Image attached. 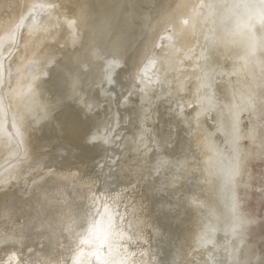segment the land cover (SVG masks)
<instances>
[{"label": "bare ground", "instance_id": "bare-ground-1", "mask_svg": "<svg viewBox=\"0 0 264 264\" xmlns=\"http://www.w3.org/2000/svg\"><path fill=\"white\" fill-rule=\"evenodd\" d=\"M52 2L0 0V94L7 103L11 85L12 105L25 115L29 125L19 143L11 135V118L0 128V180L8 181L0 187V191L7 189L0 197V236L24 242L22 249L11 241L0 243L3 261L4 252H11L15 254L11 264H17L21 255L32 264H65L66 260L71 264L73 233L80 231L84 210H94L95 198V207L106 203L120 230L130 237L122 242L127 249L126 264H259L264 259V218L253 215L249 206L252 193L264 186V162L262 171L254 168V163L264 161V105H258L255 112L240 113L239 148L245 161L241 176L229 189L219 174L233 147L229 106L237 110L250 93L264 100V73L259 65L245 68L238 62L245 54L243 41L238 38L237 43L225 46L206 40V35L221 34L220 21L217 16L205 23L202 15L193 20V11L202 0H134L130 16L124 13L122 0H59L63 7L58 12H46L38 18V24L50 31L30 32L27 27L14 31L18 17L31 5ZM139 13L143 15L141 22L137 21ZM71 20L77 24H70ZM129 21L136 22L132 23L139 34L136 44L129 45L132 34L127 39L123 33ZM256 36L264 37L259 27ZM128 46L129 52L134 51L125 57ZM192 46L196 48L190 49ZM94 49L102 50L100 58L92 55ZM112 52L119 53V64L109 68ZM162 54L170 58L171 69L165 73L159 65ZM53 57L65 72L76 71L80 64L86 66L81 95L93 105V114L99 112L95 119L101 123L102 133L105 124L109 128L108 146L87 147L83 152L92 156V152L102 151L104 162H57L42 149L58 129L66 141L81 140L79 134L59 127L74 113L79 99L66 100L67 106L60 109L51 108L53 89L51 81L45 83V73ZM181 57L184 60H179ZM151 59H155L156 68L152 70L154 65H150L145 70ZM257 59L264 61V54L258 52ZM179 61H183L182 66L177 65ZM221 63L228 68L225 73L218 70ZM205 73L209 87H202ZM108 75L116 79V94L121 92L117 85H123L128 75L136 84L140 82L145 116H152V122L137 126L135 121L123 119L117 131L110 128L116 110L109 109L112 92ZM33 83L40 87L29 93ZM209 96L213 97L211 105L201 102ZM170 100L173 107L167 108L165 102ZM103 101L109 104L102 105ZM123 106L120 101V113ZM172 123L180 127L173 130ZM250 129H255V135H249ZM181 130L187 134L185 144L194 149L197 162L182 157L175 161L176 145L184 141ZM120 134L124 137L119 140L121 150L117 148L121 152L109 145ZM161 136L170 137L167 153L157 150L155 142ZM213 148L224 156L215 155ZM192 179V185L188 184ZM171 189L178 195L173 202L166 199L158 203L155 199L145 204L143 198ZM233 196L249 221L242 242L230 231ZM67 199L74 200L75 213L69 212L73 204ZM177 211L181 215L173 219L171 214ZM161 224L162 229L158 227ZM208 228L216 229L208 232L213 243H198Z\"/></svg>", "mask_w": 264, "mask_h": 264}, {"label": "snow or ice", "instance_id": "snow-or-ice-1", "mask_svg": "<svg viewBox=\"0 0 264 264\" xmlns=\"http://www.w3.org/2000/svg\"><path fill=\"white\" fill-rule=\"evenodd\" d=\"M63 5L59 0H53L48 4H33L28 8L26 14H21L18 17L15 24V30H23L28 28L29 31L41 30L50 31L46 26L38 24V18L46 12H58ZM204 17V22L207 23L214 17H219L220 32L219 36L213 35L212 37L206 35L205 39L212 40L215 45L223 44L228 46L235 44L239 40L244 43L245 54L238 58V62H242L243 66L247 68L251 64L259 65L261 72L264 73V61L257 59L258 52L264 54V37L257 38V27L264 32V0H208L207 3L202 2L193 11V20L199 16ZM31 21V23H28ZM183 23L187 24L185 20ZM215 23V20H213ZM70 24L76 25V20H71ZM213 33L215 29L212 30ZM171 41V36L167 37ZM93 56L100 58L102 55L101 49H94ZM112 59L108 61V67L112 68L119 64V53L113 52ZM58 61L55 58L48 60V71L45 73V83L51 81V87L53 89L52 100L53 104L51 108L53 110L66 107V100L79 99L80 103L74 110V113L69 118L61 123V127L65 131L77 133L81 136L82 143L87 147H100L102 144L108 143V128L109 125H104V131H101V123L98 122L95 117L99 116V112L93 114V105L89 104L87 99L81 95L83 92V81L87 75L86 66L84 64L78 65L76 71L65 72L63 69L58 68ZM155 59H151L148 65L145 66V70L148 66L154 65ZM3 65L0 64V69ZM53 72L56 73L55 79H53ZM208 74L205 73L202 79L205 83L202 87H209L210 83L207 82ZM107 82L110 85V92L116 91V79L112 75L106 77ZM35 77H33V82ZM3 83L0 78V84ZM9 87V94L6 97L0 94V128L5 127V122L11 118V128L13 129L12 136L17 138L18 143L22 142L24 132L28 130V124L25 123V115H22L17 108L12 105V95L14 94L11 85ZM40 87L39 84H30L29 93L35 92V89ZM118 97H122L123 94H117ZM131 99V95L127 97ZM207 102L209 105L213 102V97L209 96L202 98L201 102ZM258 105H264V100H259L254 93H250L246 100L242 101L237 110L233 111L234 106H229V111L233 113L232 122V145L230 153L227 155L228 163L221 165L219 174L225 182L226 187L231 189L234 182L242 174V169L245 166V161L242 158L239 148V117L243 111L249 113L255 112ZM179 122V117H177ZM30 123V122H29ZM83 132L81 133V129ZM249 135H255V129L249 130ZM170 138V137H169ZM161 136L155 143L158 151L167 153L169 144L168 139ZM212 151L215 155L223 157L224 154L218 152L214 148ZM8 184V181L0 180V187ZM7 194V189L4 188L0 191V197ZM94 210L89 211L84 215L80 224L78 225L80 231L73 233L72 245L70 249L72 253L70 255L71 264H126L125 253L127 249L123 246L126 237L120 230L119 225L116 223L117 217L113 214L109 206L106 203H101L99 207H95L94 198ZM241 204L239 200L233 196L231 198V213L233 216V222L230 225L231 233L242 242L244 226L249 222L247 221L243 213L241 212ZM161 229L163 224L159 225ZM215 228H208L204 234L199 237L198 243L212 244L213 241L208 239V232L214 233ZM11 241L13 246L16 244L21 245V249L24 247L23 240L15 239L13 236H0V243L7 244ZM15 254H13V257ZM0 264H3L0 261ZM11 264V258L8 262ZM17 264H32L31 261H23V256L17 261ZM67 264V260L65 261ZM215 264V261H213ZM259 264H264V259L259 261Z\"/></svg>", "mask_w": 264, "mask_h": 264}, {"label": "rangeland", "instance_id": "rangeland-1", "mask_svg": "<svg viewBox=\"0 0 264 264\" xmlns=\"http://www.w3.org/2000/svg\"><path fill=\"white\" fill-rule=\"evenodd\" d=\"M133 2H134V0H122V7H123V10H124V13H127L129 16L131 15L130 12H131L132 8L134 7ZM139 15H140V17H137V21L141 22L142 19H143L141 17L143 15L141 13H139ZM132 23H136V22L134 21ZM132 23H130V21H129L128 24L126 23V25L123 27V33L126 34L125 37L127 39L132 34V39H131L132 41L129 43V45L130 44H136V41H137L136 38L139 37V34L138 33L136 34V27H133ZM130 48L128 46V50L125 52L126 53L125 57H127V55L132 54V52L134 51V50H132V51L129 52ZM192 48H196V46H192L190 49H192ZM188 52H190V51L188 50L187 52H185V55ZM196 54H198V53H196ZM161 57H162V59H161L159 65H161L162 72L165 73L167 69H171V65H170V62H169L170 58H168L169 57L168 54H162ZM179 60H184V57H181ZM182 64H183V61H179V63H177V65H180V66H182ZM172 65L174 67L177 66L176 64H172ZM215 67H216L215 64L211 65V68L214 69ZM155 68H156V66L154 64V68L152 70H154ZM218 70L225 73L228 70V68H227L226 64L221 63L220 66L218 67ZM165 78L167 79V81H169V78H167V77H165ZM132 79L133 78L130 75H128L126 78L123 79L124 80L123 85H119V86L117 85V88H120L119 89L121 91L120 93L123 94V92H124L122 97H118V95L115 93L116 91L112 92L111 95H110L111 97L109 98V103H110L109 109L112 110V111L116 110V113H115V117H116L115 120L116 121L114 120V122H113V120H112V123H111V126H110V128L113 127L114 132L119 129V126L123 125L125 120L126 121L133 120V121L136 122L137 126H141L140 123H142V122L147 123L148 121H150V122L153 121V119H151L152 116H150L149 118H147L145 116V109L143 107V105H145V93L143 92L144 89H142V87L140 85V82H139V84H136ZM137 86L141 87V88H138ZM173 88L174 87L172 86V89ZM129 94L131 95V99H127ZM135 99H136V103H135ZM177 99H179V98H177ZM105 100H108V99H105ZM120 101L125 103V106H123L124 108L121 110L123 113H120L119 110H118V107H117V106L120 105ZM103 102H105V101H103ZM106 102H108V101H106ZM105 103L104 104L102 103V105L109 104V103H106V104ZM165 105H166L167 108H172L173 107V101L170 100L168 102H165ZM74 108H77V107H74ZM102 108L104 109L105 106H103ZM109 109H108V111L110 112ZM110 116H112V115H110ZM123 119H125V120H123ZM163 119L166 120V122L168 120L165 117H163ZM172 121H173V119H172ZM154 125L157 126L156 121H155ZM165 125L167 127H169L170 122L168 124H165ZM177 127L179 128L180 126L174 125L172 123L173 130L175 128H177ZM181 132H182L184 141H183V143H181L182 144L181 146L178 147L176 145V152H175L176 154H175L174 158L177 159V160H175V161H179L178 159H181L180 157H182V158H189L192 162H197V157H195L193 155L194 149L192 148V150H191V146L185 144V142H186L185 140H187V134L184 131H182V130H181ZM61 133L62 132L59 131V129H58V133L53 134L50 137V139H48L50 144L47 147L42 148L43 151L45 152V155H48V156L51 155V158L54 159L57 162L59 160H61V159H63L62 162H79L81 160L84 161V162L88 161L89 163L99 162V160L101 162H104L101 159H105L106 156H105L104 153H102V151L100 152L98 150L97 152H92L93 155L90 156L89 152H83V149L87 148V146H85L82 143V140H80L78 143H73V142H70V141H66L65 140L66 138L64 136H62ZM119 136H115V141L110 142L109 145L110 146L112 145L116 149L118 148V149L121 150V147H120L121 143L119 142V140H122L124 137L121 134ZM118 137L120 139H117ZM105 146H108V144H106ZM173 146L174 147H172V149L175 148V145H173ZM120 150H118V151H120ZM84 157H86V158L83 160L82 158H84ZM16 160H17V158L15 157L14 161H16ZM106 161H108V159H106ZM257 162H264V161H257ZM91 165H93V164H91ZM262 165H263L262 163H259V167L254 165V168L256 169L257 172L262 171ZM192 183H193V179L188 184L192 185ZM255 183L257 185V182H255ZM257 186H259V185H257ZM260 189L254 191V193H252L253 196L250 197L251 205L249 206V208H251V211H253V213H254L253 215H256L259 219H263L264 218V186L260 187ZM164 193L167 194V195H165ZM164 193L163 192H159V193H155L153 195V197H152V194H151L148 197V199L143 198L144 200H146L145 204H148V203H150V200H155V199L158 200L157 201L158 203H160V202L163 203L166 199H170V202H173L178 197V195H175L176 194L175 190H172V189L171 190H167ZM250 195H251V193H250ZM66 201L70 205L73 204L72 206H69V208H68L69 212L75 213L76 206H75V204L73 202L74 200L73 199H69V200L67 199ZM84 212L88 213L89 209H85ZM171 215L174 216L173 219L176 216H177V219H179L178 216L181 215V212L177 211L176 214L172 213ZM72 247H73V245H71V248Z\"/></svg>", "mask_w": 264, "mask_h": 264}, {"label": "flooded vegetation", "instance_id": "flooded-vegetation-1", "mask_svg": "<svg viewBox=\"0 0 264 264\" xmlns=\"http://www.w3.org/2000/svg\"><path fill=\"white\" fill-rule=\"evenodd\" d=\"M3 255H5V259L3 261L2 256H0V261H2L5 264V263H8L9 262L10 258L12 259V255L13 254L11 252H4ZM17 259L18 258H15V261H17Z\"/></svg>", "mask_w": 264, "mask_h": 264}, {"label": "water", "instance_id": "water-1", "mask_svg": "<svg viewBox=\"0 0 264 264\" xmlns=\"http://www.w3.org/2000/svg\"><path fill=\"white\" fill-rule=\"evenodd\" d=\"M112 53H113V52H112ZM259 163H261V162H256V163H254V165L257 166V167H259ZM257 167H256V168H257ZM258 181H260V180H258ZM260 182H261V181H260ZM258 219H259V218H258Z\"/></svg>", "mask_w": 264, "mask_h": 264}]
</instances>
